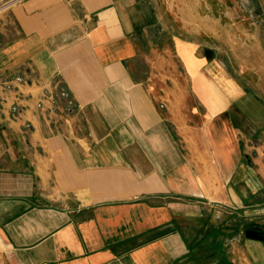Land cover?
Wrapping results in <instances>:
<instances>
[{
  "label": "crops",
  "instance_id": "0c3cea01",
  "mask_svg": "<svg viewBox=\"0 0 264 264\" xmlns=\"http://www.w3.org/2000/svg\"><path fill=\"white\" fill-rule=\"evenodd\" d=\"M212 8L0 17V264H264V94L208 60Z\"/></svg>",
  "mask_w": 264,
  "mask_h": 264
},
{
  "label": "rangeland",
  "instance_id": "374dc122",
  "mask_svg": "<svg viewBox=\"0 0 264 264\" xmlns=\"http://www.w3.org/2000/svg\"><path fill=\"white\" fill-rule=\"evenodd\" d=\"M11 1L0 3V8L6 5L0 9V17L14 6ZM219 3L213 0L211 36H206L211 48L206 56L244 90L264 94V0H223L227 6ZM180 71L185 76L181 64Z\"/></svg>",
  "mask_w": 264,
  "mask_h": 264
},
{
  "label": "built area",
  "instance_id": "2783aa9c",
  "mask_svg": "<svg viewBox=\"0 0 264 264\" xmlns=\"http://www.w3.org/2000/svg\"><path fill=\"white\" fill-rule=\"evenodd\" d=\"M22 1H24V0H12L9 4H14V6H15L16 4H18V3L22 2ZM5 6L6 5H3L1 8H4Z\"/></svg>",
  "mask_w": 264,
  "mask_h": 264
}]
</instances>
